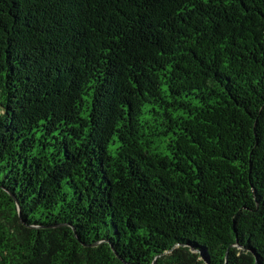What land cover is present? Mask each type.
<instances>
[{
    "label": "trees",
    "instance_id": "obj_1",
    "mask_svg": "<svg viewBox=\"0 0 264 264\" xmlns=\"http://www.w3.org/2000/svg\"><path fill=\"white\" fill-rule=\"evenodd\" d=\"M0 264H264V0H0Z\"/></svg>",
    "mask_w": 264,
    "mask_h": 264
},
{
    "label": "water",
    "instance_id": "obj_2",
    "mask_svg": "<svg viewBox=\"0 0 264 264\" xmlns=\"http://www.w3.org/2000/svg\"><path fill=\"white\" fill-rule=\"evenodd\" d=\"M203 258V257H202Z\"/></svg>",
    "mask_w": 264,
    "mask_h": 264
}]
</instances>
